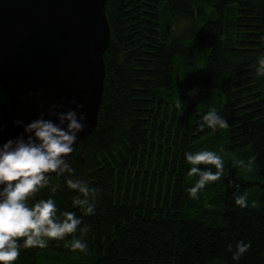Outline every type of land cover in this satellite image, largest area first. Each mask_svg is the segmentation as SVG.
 Instances as JSON below:
<instances>
[{"label":"trees","instance_id":"trees-1","mask_svg":"<svg viewBox=\"0 0 264 264\" xmlns=\"http://www.w3.org/2000/svg\"><path fill=\"white\" fill-rule=\"evenodd\" d=\"M106 13L111 42L96 128L66 161L73 173L49 177L28 201L52 198L58 214L75 212L89 227L87 250L65 247L78 229L45 248H21L13 264H264V76L256 75L264 0H107ZM183 19L188 25L176 29ZM212 109L227 128L201 130ZM216 145L223 175L190 198L199 177H189L185 153ZM241 160L251 170L235 166ZM69 178L99 190L93 215L73 206ZM236 195L247 197L246 208ZM239 241L251 247L236 261Z\"/></svg>","mask_w":264,"mask_h":264},{"label":"water","instance_id":"water-1","mask_svg":"<svg viewBox=\"0 0 264 264\" xmlns=\"http://www.w3.org/2000/svg\"><path fill=\"white\" fill-rule=\"evenodd\" d=\"M106 5L107 0H0V145L25 135L15 121L27 125L43 114L58 123L48 114L53 105L57 113L86 114L66 161L92 134L111 42Z\"/></svg>","mask_w":264,"mask_h":264},{"label":"clouds","instance_id":"clouds-1","mask_svg":"<svg viewBox=\"0 0 264 264\" xmlns=\"http://www.w3.org/2000/svg\"><path fill=\"white\" fill-rule=\"evenodd\" d=\"M256 75L264 76V56L257 61ZM72 103L75 104L76 101L73 100ZM181 105L182 102L178 100L177 109ZM55 107L57 106L53 105L48 114L55 116L58 123L45 119L43 114L27 125H23L22 121H15L16 125L24 127L26 138L21 135L0 145V264H13L19 257L21 248H45L49 241H64L69 235L77 233L78 229L82 235L68 239L65 247L72 251L87 250L84 234L89 231V227H79L82 219L75 212L58 214L57 205L52 198L40 199L31 205L28 203L35 193L50 185L48 174L73 173L64 157L73 152L78 133L84 130L85 126L81 121L86 119V114L78 117L75 110L57 113L53 111ZM82 107L83 105H77V108ZM202 119L201 130L204 127L217 129L229 126L215 109L207 112ZM185 159L192 165L189 177H199L194 186L188 189L190 198L196 199L197 193L209 182L221 178L224 163L216 152L207 150L185 153ZM234 163L235 166L251 170L252 161L247 165L242 160ZM198 165H214L216 171L201 170ZM65 182L70 190L77 193L73 197V206L78 207L85 216L93 215L99 190L90 187L83 179L69 178ZM58 188V184H52L50 191L55 193ZM235 204L241 209L246 208L247 197L236 195ZM250 247V243L237 242L232 259L238 261ZM228 251H233L232 245L228 246Z\"/></svg>","mask_w":264,"mask_h":264},{"label":"rangeland","instance_id":"rangeland-1","mask_svg":"<svg viewBox=\"0 0 264 264\" xmlns=\"http://www.w3.org/2000/svg\"><path fill=\"white\" fill-rule=\"evenodd\" d=\"M188 25V22L187 20L183 19V20H180L179 22L176 23V29H182L184 28V26H187ZM205 62V60L203 61ZM179 58L176 59V84H181V80L183 79V76H182V70H180L179 66ZM212 149H214L213 152H217L219 150V147L216 145V146H213Z\"/></svg>","mask_w":264,"mask_h":264}]
</instances>
